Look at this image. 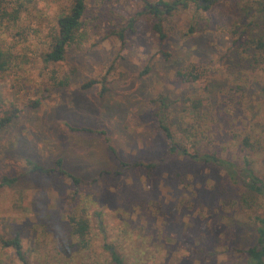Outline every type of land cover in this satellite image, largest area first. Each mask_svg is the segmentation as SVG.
<instances>
[{
	"label": "rangeland",
	"instance_id": "1",
	"mask_svg": "<svg viewBox=\"0 0 264 264\" xmlns=\"http://www.w3.org/2000/svg\"><path fill=\"white\" fill-rule=\"evenodd\" d=\"M161 1L174 0H87L81 40L52 62L45 55L58 18L74 0H0V117L13 115L0 128V179L18 178L0 187V264H25L1 241L17 235L28 264H113L108 245L127 264H252L244 249L256 240L264 200L245 203L251 192L223 167L181 156L149 175L117 174L119 159L149 163L167 153L155 101L164 95L179 141L189 127L203 139L200 151L241 171L248 159L264 180L261 0H189L158 19L147 5ZM134 16L123 41L117 33ZM191 66L198 81L180 79ZM189 96L202 99L197 116L186 110ZM68 124L106 129L115 152L100 133ZM58 158L82 179L78 188L28 172V159L53 167ZM77 191L90 200L77 208L91 224L84 248L68 219Z\"/></svg>",
	"mask_w": 264,
	"mask_h": 264
},
{
	"label": "trees",
	"instance_id": "2",
	"mask_svg": "<svg viewBox=\"0 0 264 264\" xmlns=\"http://www.w3.org/2000/svg\"><path fill=\"white\" fill-rule=\"evenodd\" d=\"M199 5H201L200 0H194ZM189 0H174L172 3H164L160 2L164 8L160 7V4L155 5H147V9L152 12L156 18H160L162 14H172L174 13L179 6H187ZM262 10L264 11V0H261ZM205 9L208 7L207 5H202ZM87 0H74V3L67 14H64L58 18L57 21V31L54 35V42L52 44V48L45 55L46 61L58 62L62 61L65 58L67 49L70 45L79 42L81 40L80 37V28L83 23V17L86 12ZM17 16H14L16 19ZM136 18L132 17L129 22L127 28H123L117 34L121 38V40H125V31L128 28L133 27ZM155 30L160 36H164L162 32V27L160 21L155 24ZM189 32H193L191 29ZM255 44L261 50H264V28L263 34L255 41ZM5 61L0 62V70L4 69ZM178 77L180 79L188 80V81H198L199 75L195 73V68L193 66L189 67L185 71H179ZM95 81H89L82 84V89L90 88L94 85ZM264 92V88H263ZM156 105L158 107V111L156 113V117L158 118V125L164 134L165 138L169 141V146L167 153L158 158L155 161L149 163L136 162L130 163L119 159V166L121 170L117 171V174H121L122 172L134 169V168H142L148 175L152 174L156 171L161 165L172 162L173 160L183 156L189 158L191 161L201 164H211L223 167L228 174L231 181L242 184L249 190L252 194L251 198H245V203H248L250 206H256L259 199L264 200V180L256 173L255 169L251 165V161L245 159V166L243 170H239L237 164L230 159L223 158L217 151H200L198 146L203 142L202 138H196V134H192L191 129L184 128V131L187 133V137L185 138L186 142L179 141L176 138L174 131L171 128V125L167 121L166 110L170 107L171 100L164 95H160L157 99H155ZM185 107L186 110L190 114L198 115L200 109L202 107V99L198 97L189 96L185 98ZM14 113V112H13ZM15 114V113H14ZM13 119V115L0 117V128L9 124ZM73 131L80 132H94L100 133L103 135V138L109 143L108 148L115 152V149L110 145V139L108 137V132L106 129H94L92 127H75L68 124ZM249 146L251 143L249 140L246 141ZM28 172L33 174H44V175H52L59 174L67 177L73 186L79 187L82 183V179L77 175L67 170L64 167L63 158H58L53 167H46L35 160L28 159ZM174 176L183 179L180 174H175ZM18 178L13 176H4L0 179V187L12 185L16 182ZM73 201L77 203L73 205L74 208L68 213L69 224L72 230V235L79 240V244L81 247H87L88 241L87 237L90 234L91 224L90 220L86 214V209L78 210V203L86 202L88 205L90 200L85 197L80 199V194L78 191L72 197ZM87 205V206H88ZM256 229H255V237L256 240L253 244L247 246L244 249V252L249 257L252 264H264V214L258 215L256 217ZM2 243L6 247H13L18 255V257L25 263L27 260L22 251V244L20 236H15L13 238H4L1 239ZM83 247V248H84ZM112 257L113 264H127L125 259L121 256V254L112 247V245H108Z\"/></svg>",
	"mask_w": 264,
	"mask_h": 264
}]
</instances>
